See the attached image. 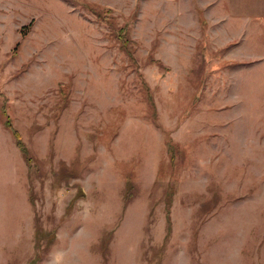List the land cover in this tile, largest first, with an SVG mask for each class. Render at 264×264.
<instances>
[{"label":"rangeland","instance_id":"374dc122","mask_svg":"<svg viewBox=\"0 0 264 264\" xmlns=\"http://www.w3.org/2000/svg\"><path fill=\"white\" fill-rule=\"evenodd\" d=\"M50 231L37 264H264V0H0V264Z\"/></svg>","mask_w":264,"mask_h":264},{"label":"trees","instance_id":"16d2710c","mask_svg":"<svg viewBox=\"0 0 264 264\" xmlns=\"http://www.w3.org/2000/svg\"><path fill=\"white\" fill-rule=\"evenodd\" d=\"M124 32L120 31V33L116 36L117 40L120 42V45L122 47V49H124L127 53H129L131 55V51H129V47L127 46L128 41L125 40L124 38ZM5 128H7L8 130L11 131L12 135H13V139H14V143L15 146L17 148V150L21 153V155L24 157L26 163L28 166H30V157L28 155V150L25 146V144L23 143V141L21 140V136L18 133L17 130L12 129L11 128V124L8 118H6L5 121ZM127 178H129V176H127ZM131 183L130 182H126V187L123 193V199L125 204L132 199V187H131ZM166 222L169 223V212L167 210L166 212ZM42 232H36L35 233V243H34V247L36 249V251H38L34 256V258L32 260H30L29 264H37L40 260H41V256H40V248H43V253H47V251L49 250V248L53 245L54 241H55V232L54 231H50V232H45L44 236L41 235Z\"/></svg>","mask_w":264,"mask_h":264}]
</instances>
